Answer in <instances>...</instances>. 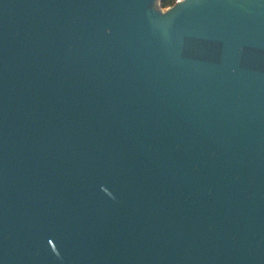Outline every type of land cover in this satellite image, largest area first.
<instances>
[{
  "label": "water",
  "instance_id": "1",
  "mask_svg": "<svg viewBox=\"0 0 264 264\" xmlns=\"http://www.w3.org/2000/svg\"><path fill=\"white\" fill-rule=\"evenodd\" d=\"M0 264H264V0H0Z\"/></svg>",
  "mask_w": 264,
  "mask_h": 264
},
{
  "label": "trees",
  "instance_id": "2",
  "mask_svg": "<svg viewBox=\"0 0 264 264\" xmlns=\"http://www.w3.org/2000/svg\"><path fill=\"white\" fill-rule=\"evenodd\" d=\"M174 3H175V0H161L162 7H168L170 5H173Z\"/></svg>",
  "mask_w": 264,
  "mask_h": 264
},
{
  "label": "flooded vegetation",
  "instance_id": "3",
  "mask_svg": "<svg viewBox=\"0 0 264 264\" xmlns=\"http://www.w3.org/2000/svg\"><path fill=\"white\" fill-rule=\"evenodd\" d=\"M178 0H175V2H177ZM171 6V5H170ZM163 8H166V7H163Z\"/></svg>",
  "mask_w": 264,
  "mask_h": 264
}]
</instances>
